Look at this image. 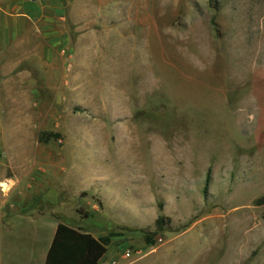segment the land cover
I'll use <instances>...</instances> for the list:
<instances>
[{
	"label": "rangeland",
	"instance_id": "obj_1",
	"mask_svg": "<svg viewBox=\"0 0 264 264\" xmlns=\"http://www.w3.org/2000/svg\"><path fill=\"white\" fill-rule=\"evenodd\" d=\"M29 1L38 38L0 15L3 205L95 264H264V0Z\"/></svg>",
	"mask_w": 264,
	"mask_h": 264
},
{
	"label": "crops",
	"instance_id": "obj_2",
	"mask_svg": "<svg viewBox=\"0 0 264 264\" xmlns=\"http://www.w3.org/2000/svg\"><path fill=\"white\" fill-rule=\"evenodd\" d=\"M31 3L36 7L38 14L50 13V10L41 3L38 4L29 0H0V15L5 16L4 20L6 21L4 30L11 32L13 37H16L15 35L19 32V24L25 23L30 26L31 34L35 38H38L39 29L37 21H39V18L35 17V15L32 17L29 13V5ZM33 20L35 22H32ZM5 41L6 45H9V39ZM48 58V55H44L45 60ZM2 183L4 182H1L0 185ZM7 187L6 191H9V183ZM16 187L18 186H14L8 195V199L13 200V205L8 207L6 204L3 205L4 202L0 194V264H45L47 251L53 240L58 223L49 229V240L46 241V221L41 220L36 222L31 217L15 214V211L20 207L19 203H21L22 199V194L16 192L20 191V189ZM2 191L4 192L5 190L2 188ZM26 196L30 197V192ZM23 222L25 225H22Z\"/></svg>",
	"mask_w": 264,
	"mask_h": 264
},
{
	"label": "trees",
	"instance_id": "obj_3",
	"mask_svg": "<svg viewBox=\"0 0 264 264\" xmlns=\"http://www.w3.org/2000/svg\"><path fill=\"white\" fill-rule=\"evenodd\" d=\"M59 135L46 132L43 133L39 139L41 143H48L51 140H58ZM210 170L207 171L205 178V188L209 184ZM161 210V209H160ZM165 221L163 215H160L156 220L157 233L162 231ZM147 244H151L152 240L145 237ZM97 243L96 248L99 247L103 254L104 240L95 241L92 236L85 232L82 228H73L63 223H58L53 236L51 245L47 251L45 264H95L94 243ZM95 258V256H94Z\"/></svg>",
	"mask_w": 264,
	"mask_h": 264
},
{
	"label": "bare ground",
	"instance_id": "obj_4",
	"mask_svg": "<svg viewBox=\"0 0 264 264\" xmlns=\"http://www.w3.org/2000/svg\"><path fill=\"white\" fill-rule=\"evenodd\" d=\"M7 185H8V182H4L0 185V187H2L5 191L7 190Z\"/></svg>",
	"mask_w": 264,
	"mask_h": 264
},
{
	"label": "built area",
	"instance_id": "obj_5",
	"mask_svg": "<svg viewBox=\"0 0 264 264\" xmlns=\"http://www.w3.org/2000/svg\"><path fill=\"white\" fill-rule=\"evenodd\" d=\"M125 256H126V257H129V252H128V251L126 252V255H125Z\"/></svg>",
	"mask_w": 264,
	"mask_h": 264
}]
</instances>
